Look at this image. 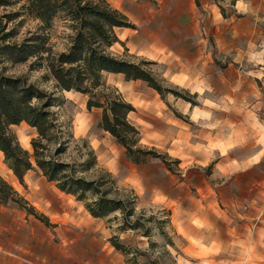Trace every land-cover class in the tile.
Segmentation results:
<instances>
[{
    "label": "crops",
    "instance_id": "obj_1",
    "mask_svg": "<svg viewBox=\"0 0 264 264\" xmlns=\"http://www.w3.org/2000/svg\"><path fill=\"white\" fill-rule=\"evenodd\" d=\"M108 1L134 26L115 29L127 52L162 66L167 78L168 68H172L170 79L176 83L186 81L192 73L209 74L212 57L220 60L217 57L231 55L234 63L250 64L253 42H259V67L239 71L224 66L218 80L226 93L210 99L214 108L212 121H206L205 116L191 121L197 125L196 134L190 132V124L182 121L181 116L169 111L160 97L153 94L154 90L146 88V92L135 93L133 88L141 81H125L121 74L106 76L112 77L110 85L135 108L128 118L140 131V144L163 151L182 163L194 162L198 168L186 179L199 184L202 192L199 200L192 201L191 208L169 197L167 183L159 182L154 189L170 210V223L188 260L194 264H264V2L257 5L236 0L231 6L232 14L223 11L222 15L220 0H198L199 5L196 0ZM245 36L254 41H246ZM208 40L212 44L207 45ZM184 105L188 110L189 104ZM92 111L97 113L100 109L92 108L89 112ZM177 112L185 114L184 110ZM210 117L208 114L207 119ZM79 133L80 137L86 136L87 128ZM89 145L97 155L99 144L95 146L90 141ZM117 158L129 168L152 167L156 163L147 158L142 165L132 164L118 143L116 155L104 163L105 167L114 170ZM206 168L209 175L199 174ZM0 176L17 191L16 177L4 163L0 164ZM164 176L168 179V171ZM185 185L178 183L176 188ZM16 215L12 206L0 204V264L21 261L12 254V224ZM70 217L76 220L75 214ZM90 218L89 223L101 226V219ZM71 246L70 242L60 246L49 244L53 250L41 257L23 248L20 253L31 258L35 255L41 264H53L62 258H73L74 250L67 249Z\"/></svg>",
    "mask_w": 264,
    "mask_h": 264
},
{
    "label": "trees",
    "instance_id": "obj_2",
    "mask_svg": "<svg viewBox=\"0 0 264 264\" xmlns=\"http://www.w3.org/2000/svg\"><path fill=\"white\" fill-rule=\"evenodd\" d=\"M196 4L199 5L198 0ZM8 8H12V12H5ZM0 9L4 11L0 13V152L3 163L19 183H23L28 171L36 169L58 191L81 203L92 218L106 219L109 223L117 220L115 216L110 217L119 213L121 222L116 227L119 233L143 229L142 235L149 238L150 228L142 226L138 220L131 222L136 213L134 202L109 196L115 187L110 173L101 169L102 174L98 176H86L98 167L87 140L78 139L85 149V155L78 156L81 162L61 159L75 140L69 126L62 124L53 110L63 105L57 96L59 92L84 95L88 111L101 110L99 128L124 148L132 164L142 165L147 158H156L169 167L166 154L140 144L139 129L128 118L135 108L106 82L107 74H121L125 81H142L164 97V90L149 68L154 62L129 57L133 61L110 51L116 44L124 47L115 29H134V26L107 0H0ZM221 12L223 15V10ZM27 21L34 25L21 34ZM58 26L62 30L56 35ZM27 63L28 72L43 70L42 79L52 81L54 89L47 90L31 82L25 74H12L14 67ZM22 123L35 130L30 152L21 147L12 130ZM0 204H13L49 225L1 176ZM108 242L124 256L126 264H139L138 258L144 256L139 249L122 243L118 235L111 236Z\"/></svg>",
    "mask_w": 264,
    "mask_h": 264
},
{
    "label": "rangeland",
    "instance_id": "obj_3",
    "mask_svg": "<svg viewBox=\"0 0 264 264\" xmlns=\"http://www.w3.org/2000/svg\"><path fill=\"white\" fill-rule=\"evenodd\" d=\"M235 1L220 0L221 8L224 12L226 11L228 14H232L231 6ZM262 1L264 2V0H248V2L257 5ZM107 2L109 3L108 0ZM124 5L129 7L127 3H124ZM12 10V8H8L5 12H12ZM2 12L4 11L0 9V13ZM33 25V22L27 21L21 29V34L25 30L31 29ZM61 30L62 28L58 26L56 35H59ZM244 39L249 41L252 38L251 36H245ZM251 41L253 42L254 40ZM253 43L254 46L252 52H250L253 60L250 64L234 63L231 61V55L216 56L220 60L212 57V62L208 63V65H212L209 74L201 76L192 73L187 75L186 81L182 83H176L170 79L169 71H172V68H168L167 78L164 76L162 66L156 64L150 65L149 68L164 90V97L162 98L156 91H153V94L160 97L168 106L171 113L175 116H181L182 121L189 123L190 132L196 134L197 125L191 123V121L195 122L198 117L203 118V116H205L206 121H212L214 108L210 103V99L219 97L220 93H226L222 90V85L218 80V76L224 69L221 67L230 65L239 71H247V68L259 67V42ZM210 44L212 42L208 40L207 45ZM59 49L60 46L57 47V50ZM110 51L133 61L134 59L129 57L135 56L139 59L151 61L140 55L126 52L125 47L120 44L114 45ZM213 55H215L214 52ZM217 61L220 65L215 63ZM12 74H25L31 82L37 83L47 90L54 89L52 81H44L42 79L44 75L43 70L28 72V63L14 67ZM111 79V76H106L108 85H110ZM146 88L149 87L141 81V85L135 86L133 90L135 93H143L147 91ZM57 96L62 99L63 105L53 110L57 113L59 121L69 126L75 140L71 143L69 149L61 159L65 162H81L78 156L79 154L85 155V149L78 142V139L83 138L87 140L88 144L91 141L95 146L98 143L100 147L98 148L97 155L95 154L98 167L87 173L86 176L89 178L98 176L102 174L101 169L110 173L115 180V187L110 190L109 196L134 202L136 213L135 217L131 219V222L138 220L139 224L150 228L151 236L149 238L144 237L142 235L143 229L119 233L116 230L118 223L121 222L119 213H115L110 217L113 218L115 216L117 220H112L109 223L106 219L98 221L101 226L89 223L91 218L81 203L75 201L73 197L61 194L53 183L47 182L41 173L34 169L24 176L23 183H19L16 179V192L38 214L43 215L49 225H46L42 220L29 214L26 210L17 209L12 204V209H15L17 213V218L12 224V254L17 255L21 259L19 264H41V259L36 258L35 255L31 258L21 254L20 250L22 248L27 251L30 250L33 253L35 252L41 257L46 252L53 250V248H49V244L60 246L68 242L72 246L67 249L74 250L75 256L73 258H62L53 264H126L124 256L116 252L108 242V238L114 235H118L122 243L131 248H137L144 253L143 257L138 258L139 264H194L193 260H188V256L182 250L180 240L176 237L175 231L170 223L169 208L162 204L160 196L154 189L159 182L167 183L165 185L169 197L182 202L185 208H191L192 201L199 200L202 196L199 184L186 182L188 174L191 171L196 173L195 170H198L195 163L190 161L182 163L166 154L168 157V168L156 158H151L156 162L154 165H151L152 167L132 166V168L127 167L124 163L122 164L120 158H117L116 168L109 170L105 167L104 163L110 162L112 155H116V141L109 134L103 133L102 129L98 126L101 110L97 111V113L93 111L89 112L86 109L87 97L75 92L66 93L63 91L57 93ZM184 97L195 103L193 108L191 102H186ZM185 102L190 106L188 110L184 109ZM178 110H184L185 114L180 115L177 112ZM216 112L215 116L218 118L219 112ZM208 114L211 116L209 120L207 119ZM134 117L142 116L135 115ZM85 128H87V135L80 137L82 135L79 132L84 131ZM12 130L21 147L30 152V140L35 137V130L30 129L25 124L14 127ZM147 147L151 146L147 145ZM157 151L164 153L160 150ZM98 155L99 157H97ZM0 164H3L2 157ZM164 170L168 171V179L164 176ZM198 172L199 174L204 173L207 176L210 170L206 168ZM139 178L140 182H138ZM194 179L196 180V178ZM182 182H185L186 185L182 189L176 188L177 184ZM72 214H75V221L70 219ZM149 218H152L150 222L147 221ZM160 232H163V235H160Z\"/></svg>",
    "mask_w": 264,
    "mask_h": 264
}]
</instances>
